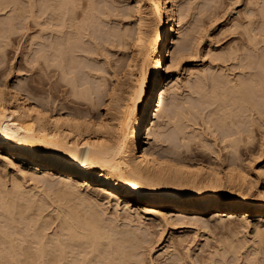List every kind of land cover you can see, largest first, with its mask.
Here are the masks:
<instances>
[{"label": "rangeland", "instance_id": "obj_1", "mask_svg": "<svg viewBox=\"0 0 264 264\" xmlns=\"http://www.w3.org/2000/svg\"><path fill=\"white\" fill-rule=\"evenodd\" d=\"M41 1L0 0V100L4 96L2 89L8 92L12 89L18 90L20 87L21 93L26 94L30 102L42 104L41 107L50 110L51 114L58 112L63 115L68 114L75 119L82 118L83 125L89 128L81 126L84 131L79 134L81 140H98L97 142L105 140V143H101L108 142L107 145L113 148L114 146L110 144L115 145L117 141H120L121 129L126 130V133L129 131V128L122 126L121 121L124 118V110L130 103V95L137 85L138 73L126 77L125 65L137 47L149 56V70L157 57L153 43L159 23L155 14L156 0H71L70 4L73 3L74 6L70 8L74 11L69 7L68 11H72V15L74 13L75 16L73 15L72 19L76 17V21L73 20L72 23L77 22L78 24H75L79 25L81 32L80 39L75 40L76 44L73 45L75 54H72L75 57H72L73 63L69 62V66L73 65V67L72 70L68 67L71 70L68 75H65L61 70L62 67L56 64L57 67L50 65L47 70L43 66L44 51L39 49L42 47L46 49L45 41L52 43L44 39L47 36L46 39H49V33L52 39L57 34L54 40L51 38L50 40L54 41L56 46L59 45L57 46L59 49L65 47L64 44L61 46L60 39L65 43L67 36H64V31L67 27L61 26L62 16L58 15L60 11L54 10L59 12L57 13L51 10V13H57V16L53 14L56 17L50 16L51 13L49 11L48 13L45 8L44 13L42 8L45 4L42 6ZM176 6L180 10V23L177 26L179 30L177 33L168 35L166 44V47L169 44L168 50L166 48L168 58L165 64L166 71L173 79L172 88L168 91L167 97L171 99L176 93V107H174L176 111L174 110L172 118H163L161 114L157 116L155 132L163 130L162 134L166 140L164 143L160 141L163 144L161 147L180 146L182 156L192 163L219 168L223 173L226 172L227 167L235 165L233 160H237L240 166L249 170L254 179H258L257 189H262L264 187L262 171L264 169V123H262L264 116H261L259 120L255 111L248 113L249 117L252 115L255 119L253 121L248 114L242 113L244 111H237L238 109L226 105L228 108L225 109H229L232 114L225 111L228 115L224 116V123H222L220 119L221 115H224L222 114L224 109L222 111L221 109L224 106L221 107L220 104L224 101L232 105L234 101L232 86L238 83L250 85L254 81L249 78H255L252 76L255 73L249 75L251 70L258 73L257 46H263L264 49V0H176ZM50 9L52 8L49 7L48 10ZM41 13L45 16L48 14V17L41 16ZM164 14L167 18L168 11ZM64 19L63 17L65 25ZM47 20L50 25L46 23L48 25L45 26ZM52 22L57 26H51ZM49 26L56 30L51 28L44 30ZM171 28L172 25H169V32ZM58 29L60 32H57ZM49 30L52 31L48 33ZM43 35L47 36L43 37ZM42 43H44L43 46ZM52 44L46 45L55 51L57 48L53 46L55 44ZM48 47L45 55L49 51L47 54L51 56H49L50 62L52 60L55 62L57 59L54 57L57 56L59 49L54 52L56 55L53 57L54 54ZM33 48L39 50L40 54L42 52L41 56L44 58L39 57L38 51ZM36 56L43 60L42 64ZM33 58H38V61L32 60ZM248 61L252 64V68L249 67L250 71L245 65ZM118 83L122 86L120 101L115 107V112L110 113L107 108L111 104L114 90L119 86ZM216 86H219L217 92L230 91L227 98L221 100V97H216ZM251 94H254V100H257L259 105L264 106V77L261 89L259 91L254 89ZM239 128L242 134L238 131ZM241 128H246L245 130L249 133L247 131L243 133L244 129L241 130ZM154 138L152 135L151 139L146 138L143 141L146 140L144 145L156 151L160 149L159 141ZM127 146L129 147L128 144ZM167 146L165 149L168 148ZM5 155L7 154H2L3 158L0 156V198L2 196L0 204L3 205L0 208V229L7 231L9 237L11 236L10 239L17 245L15 257L21 256L23 259L26 254L25 248L35 253L38 243L35 240L36 236L33 237L32 234L34 231L38 233L37 230H40L39 235L47 245V256L56 257L58 251L54 244L55 237H60V241L69 242L67 235L70 231L63 214L67 213L70 206L76 204V207H72L77 212L81 210L79 214L87 218L95 207V211H98L100 215V224L104 230L106 229L105 231H110L111 237L103 238L102 245L99 247L100 252L97 250L95 253H92L90 243L82 244V240L81 243L79 242L80 245L69 242L73 243V247H66L67 260L63 261L64 264L82 263L83 256H86L87 252L88 261H91L89 264L109 262L117 256L115 253L114 256L111 255L114 252L113 244L126 250L127 264H264V253L261 252L263 247L256 234L258 229H264L260 213L247 214L245 218L239 216H223L222 218V216L216 217L217 210H214L210 215L197 218L178 216L170 212L167 214L168 219H160L157 216L144 214L140 210L137 211L136 206L125 205L123 201H118L117 197L110 195L106 190H101L96 184L90 185L93 189L85 187V184H82L81 188L80 184L76 189L83 190L80 193L82 197L84 196L85 203L92 206H88L91 208L89 209L85 203H82L83 198L80 193L75 192L80 197L72 195L76 197V201L71 199L72 203L67 199L72 198L71 195L66 199H63L64 194H61L62 197L60 195L55 197L60 194L57 190L65 193L64 188H66L61 183H65V179L63 180L59 173H55L57 176L54 175L51 178L45 170H38L36 167L23 168L18 159L11 154H8V157ZM173 166L169 167L173 171L170 173H174L173 176L177 174L182 180L187 178L181 176L184 174L179 172V164ZM255 174L260 175L256 177ZM223 176L225 184L221 191L230 195L233 190L228 185L227 176L225 174ZM47 178L54 181H47ZM15 181L24 187L26 191L23 188L22 190L26 195L29 194V198L33 197L34 202L42 203L40 211L37 209L39 204L36 208L31 207L35 208L31 211V208L25 210L26 200H18L21 204L17 207L18 211L15 209L16 206H11L10 198L6 199L8 197L6 193L13 190ZM96 189L100 190V194H93V190ZM3 190L5 194L2 193ZM7 206L12 211V217L15 216L12 224H7L3 219L5 218L4 208ZM23 209L29 213L26 215ZM89 211L92 212L89 213ZM18 212L26 216L23 217L22 214L21 217ZM78 231L83 234L85 230L81 228ZM0 253L6 261L1 264H17L2 244H0ZM96 253L101 255L95 257Z\"/></svg>", "mask_w": 264, "mask_h": 264}, {"label": "bare ground", "instance_id": "obj_2", "mask_svg": "<svg viewBox=\"0 0 264 264\" xmlns=\"http://www.w3.org/2000/svg\"><path fill=\"white\" fill-rule=\"evenodd\" d=\"M42 1L43 2L46 1L47 4L46 2L43 3ZM42 1H41L42 3L41 5L43 6V4H45L44 7L42 8L44 10V13L46 9V11L47 12L49 11L50 13L52 10L53 12L60 11V14L61 13L64 14V15L62 14L61 15L58 14V15L62 16L61 17L62 20L60 19V22L62 21L61 26L63 25L65 26V28L67 27V29L63 27L65 29L64 33L66 35L64 33L63 34L65 37L66 36L67 37L65 43L63 42L64 40L60 39V43L62 42L61 46H63L64 44L65 47L62 48L60 47L59 49L57 47L59 45L56 46V44L53 43L54 41H51L56 38L55 36L57 34L56 35L54 34L55 36H53V39L50 37L51 34L49 33L52 30L48 31L49 34L46 33L49 35V39H46L48 38V36L45 35L47 37L44 40H49L55 45H53L52 43H47L45 41V44L42 43V46L44 44V47H46L47 49L48 46L46 44H49V46L52 44L57 48V49L55 48L56 50L54 49L55 51H52L53 49H51V47H48L51 49V53L54 54L53 57L56 55V53L54 52H56L59 49L57 51L58 57L57 56L54 57L57 59V60L55 59L56 60L55 62L54 60L50 62L49 60L50 55L47 54L49 51L45 55L46 49L44 50L43 47L39 50L44 51L43 52L44 54H42V52L41 54L44 55L45 58L41 56L39 50H35L34 48L33 49L35 51H38V54L40 55L39 57L44 58L45 61L43 66L46 67L45 68L46 70L48 67H50V65L54 66L56 64L58 65V67L63 68V69L61 68V70L65 75H68L71 73L72 70L71 68L73 67L72 64H71L72 66H69V62L73 61L74 58L72 57L75 54V51L73 49V47L75 46L73 45L76 44L75 40L78 41L80 39L79 36L81 32L79 25H77L78 23L75 22L76 17L72 19L74 13L73 15L71 13L72 11H74V9H71L70 7L73 8L74 5L73 3L70 4L71 0H42ZM160 2L162 3L161 6H160ZM155 3H156L155 14L158 17L157 20L159 21V23L158 26L156 27L157 29L153 43L155 44L154 50L157 52L156 55L157 57L153 61L154 63L152 65V68L149 70L148 68L149 56L147 55V53L145 54L144 51H141V48L140 49L138 47L135 48L132 56L131 57L129 56L130 58L127 61V64L125 65V76L128 77L134 75L136 72L138 73L136 78L137 85H135L136 87L133 90V92L131 91L132 94L131 95L129 94L130 103L126 101L129 105L126 104L128 105V107L125 105V107L127 108L126 110H124L125 113L124 118L121 121L123 124L122 126L124 128L126 127L129 128V131L126 133V130L123 131L121 129L122 132L120 134L121 139L119 138L120 141H117L118 143L117 144L115 143V145H113V143L110 144L114 146L113 148L107 145L108 142L107 144H104L105 140L101 141L104 143L97 142L98 140L97 141L88 140V139L81 140L80 139L81 136L79 135L80 132L82 131L81 128L83 126L86 127L85 125H83V122H81L84 121L82 120V118L80 119L79 117V119H75L72 116H69L68 114L63 115L58 112H56L55 114H51L50 110L46 109L45 107L44 108L41 107L42 104L38 105L35 102H30L26 94L23 95L21 93L22 88L19 87L18 90L12 89V91H8V92H5V89L1 90L4 96L2 97L3 99L1 98L2 101L0 100V156L2 157V154L3 155L11 154L13 157L19 160V163L22 164L23 168L36 167V169L38 170L43 169L46 172H48L46 174L48 176H51V178L52 176L55 175V173H59L60 176L63 177L62 179L63 180L65 179L64 180L65 183L63 182L61 183L66 188H64L65 193H63V191L61 192L57 190L60 194L55 195V197L59 195L61 196V194L65 195V198L63 199H66L67 197H71L72 195L77 196L78 194H76L75 192L80 193V191H83V190H77L78 189L77 187L80 184H81V188H82V184H85L86 185L85 187L91 189L93 188L92 186L90 187V185L96 184L100 186L99 188H101V190H106V192H108L110 195L113 194L115 197H117L118 201L119 200L123 201L125 205L127 204V206L128 205L136 206L137 211L140 210L144 214L152 215L154 217L157 216L160 217V219L161 218L168 219L167 214L168 213L170 214V212L178 216H185V217L192 216L197 218L198 217L203 218L207 215H210L212 211L217 210V215L215 214L216 217L222 216V218L223 216L224 217L239 216L245 218L247 217V214L255 215L260 213L261 223L262 222L264 223V199H261V197L264 196V187L258 190L257 189L259 182L257 181L258 179L257 178L254 179L251 176L249 170L247 171L246 168L240 166L237 163V160H233V165L234 164L235 165L233 167L232 166L227 167L226 172L223 173L222 171L219 170V168L217 169L214 167H205L198 163L197 164L192 163L191 161H189L188 159L182 156L183 152L181 151V149H179L180 146L173 148L166 145L168 147L167 149H165L166 146L165 148L161 147L163 145L162 143H164V141L166 140H164L165 137H163L162 134L163 130H161L162 132L160 131L161 133L155 132V126L157 124V116L159 117V115L161 114L163 118L164 117H166V119L172 118L175 110L174 107H176L175 106L176 104L175 100L177 96L176 93L174 94L172 93L173 96L171 99H168L167 97L168 91L172 88L173 79L171 78V76H169L168 71H166L165 64L168 58L166 48L168 50V46H169L168 44L166 47V44L168 43L167 38L169 34L174 32L177 33L179 30V29L177 30V26L180 23V12H179L180 10L177 9L176 0H156ZM49 7L52 9L48 10ZM68 7L72 10V11L69 10L70 13L68 11ZM140 7H142V5ZM165 10L168 11L167 18L164 17L165 15L164 13L166 12ZM53 12L51 13V15L50 14L49 15L53 16V14L56 15L57 13H59L57 12L55 14ZM44 13L43 14L41 13V16L44 15ZM46 15L47 16L44 15V17H48V14ZM63 17L65 18L64 19L65 25L63 24L64 23ZM48 20L51 19L48 18ZM48 20L45 21V24L46 23L49 24ZM73 20H75L74 22L77 24L75 23L73 24L72 23ZM53 23L54 22H52L51 26L54 27L57 26ZM48 24H46L45 26H47ZM169 25H172L171 28L172 30L170 32L168 30ZM51 26L44 28V30H46L47 28L55 29L54 27L52 28ZM58 31L60 32V29H58L57 32ZM63 34H61L62 35L61 37H63ZM45 36L43 35V37ZM73 42L74 44H72ZM257 47H258L257 60L259 67L258 73L253 72L251 70L249 74L251 75V73L252 74L255 73L254 75H252L255 76V78L253 79L252 77L249 78L254 82L250 85H247L246 83L244 84L238 83L232 86L234 90V101L232 102V105L231 103H227L224 101L221 102L220 104L221 107L224 106V108L222 107L221 109V111L224 109L222 113L224 115H221L222 117L220 119L222 123H224V119H223L224 116L228 115L226 114V112L227 111L229 112V109L227 110L225 109L227 107L226 105H229V107L231 106L230 108L238 109L237 111H244L242 112L243 114H248L255 111L259 116V118L258 116H256L259 120L261 119V116H264V108H263L264 106L259 105L257 100H254V94L253 95L251 94V92L254 89H257L258 91L261 89L263 77H264V63H263L264 49L263 46H257ZM254 49H256V47ZM35 51H33V53ZM38 58L37 59L33 58L32 60L35 59L38 61ZM41 58L39 59L41 60ZM40 60L39 62H41L42 64L43 60L41 61ZM248 63L250 62L248 61ZM248 63L245 65L248 71H250V69L252 68L251 67L252 61L250 65ZM56 65L55 67H57ZM68 67L71 70H69ZM248 71L247 74L249 73ZM218 87L219 86H216V91H215L216 97L217 98L221 97V100H224L230 94V91L224 90L222 92H217ZM121 88L122 86L119 84V86L113 92L111 104L109 108H107L109 109L110 113L115 112L114 111L115 107L118 101H120L119 97L121 96L120 95ZM260 96L261 95H259V97ZM260 104H261V100H260ZM229 113L230 115L232 114L231 111ZM243 116L246 117L247 115H243ZM253 116L255 115L253 114ZM250 117H252V115ZM252 120L254 121L255 119L253 118ZM242 129H244L243 133L247 131L245 130L246 128H241V130ZM238 131H240V128ZM240 132L242 134V131ZM152 135H154L156 140L159 141V145H158V147L160 148L159 150L155 149L156 151H154L152 148L144 145V143H146V140L143 141V139L146 138L151 139ZM160 141H162V143ZM127 144L129 145V147L127 146ZM176 164L177 165L179 164L180 167L178 168L180 169L179 172L181 171V173L184 174L181 176H186L187 177L186 179L183 178L182 180L180 177L177 176V174H175L176 176H173L174 173L172 174L170 173V171L171 172L173 171L169 167L171 165L173 166ZM257 170L256 172H258ZM262 171L264 172V169ZM224 174L227 176L228 185H230L233 190L230 195L225 194L221 191L222 186L224 187L225 184L224 176H223ZM259 175L260 174H258V176ZM56 176L57 174L55 175V177ZM258 176L256 175V177ZM51 178L50 180L51 182H53L54 180H52ZM46 180L50 181L48 180V178ZM14 184L15 185L13 186L14 187L13 190L12 191L9 190V193L7 191L6 195H8V197L7 198L5 197L6 199L10 198L11 206L14 207L16 206L15 209L17 210L18 209L17 207L21 205L20 201L26 200L27 203L26 202H25L26 204L24 203L26 208L25 210L30 209L31 207L36 208L37 204H39L40 202H34L35 199H32L33 197L29 198L28 196L29 194L28 195L25 194L26 190L24 189L23 186L21 187V184L18 183V181L17 183L15 181ZM60 187H58V189ZM22 188L25 191L22 190ZM97 190L98 189L93 190V194L96 195L100 194L99 192L100 190L99 191ZM4 192L5 191L3 190L2 193ZM80 196L82 197V194ZM82 198H80V200H82ZM67 199H69L70 202L71 199L76 201V197L73 196L72 198H67ZM77 200H79V198ZM84 200L85 198H83L82 201L83 204L85 203ZM21 203H23V201ZM40 205L42 206V203L38 205L37 207L38 210L40 209ZM69 205L72 204L69 203ZM86 205L87 208L92 207L89 206L90 204L88 203ZM86 205L84 206L86 207ZM1 206L3 205L0 204V208H2ZM8 206L4 208L5 218L3 219L6 220L7 224H12L15 219V216L12 217V211L9 210ZM72 206L76 207V204ZM72 206L69 207V210L67 209L66 214L65 213L63 214L65 216L62 215L64 218L66 217L65 220L67 224L66 226L70 231V232L68 231L69 235H67L68 236L67 240L69 242H73L74 244L76 243L79 244V242L81 243L82 240L83 241L82 244L90 243V245L92 246V253L93 252L95 253L97 250L99 251V247L102 245L103 238L107 237L109 239L111 237L110 236L111 233H109L110 231L109 232L105 231L106 229L104 230L103 226L100 224V215L98 214V211H95L96 210L95 207L94 210H92L93 212L89 211V213L92 212L90 216L87 214L89 216L88 218L84 215L86 217L85 218L82 214L81 215L79 214V212L81 211L80 209H79L80 211L77 212V210ZM182 208L185 210H181ZM33 209L31 208L30 211ZM38 210H36L37 213ZM26 212L27 211H24V213ZM28 213H26V215ZM19 214L22 217L23 213H19ZM24 215L25 214H23V217L26 216ZM34 215L35 214H33V216ZM80 216L81 218H79ZM28 218L29 217L27 216V219ZM34 223H36V221ZM63 225H65V223H63ZM79 228L85 230L86 233H84L85 232L84 231L83 234L82 233L80 234V232L78 231L80 230ZM37 231L38 233L34 231V233L32 234L34 235L33 237L36 236L35 237L36 239L35 238L34 239L38 243L35 249V253H31L28 248H25L26 254L23 259L21 258V256L15 257L17 245H15L12 239H10L11 236L9 237L8 232L1 231V229H0V244L4 246V249L11 255L13 261L16 262L17 264H64L65 262L63 263V261L65 259L67 260L66 247H71L73 243L70 244L69 242H63V240L62 241H60L61 239L59 240L60 237L59 238H57L58 236L55 237L56 241H54V244L57 248L58 255H56V257H48L47 245L43 242L42 237H40L39 235L40 230ZM256 234L260 241V244L263 247V248L260 247L261 249H263L261 252L264 253V229L262 230L258 229ZM113 246H114V252L111 255L114 256L115 253L117 256H114V259L116 258V260L110 259L109 262L106 261V263L104 264H127L128 258H127L126 250L114 244ZM74 248H72V250ZM87 254L88 252L85 253L86 256ZM99 255H101V253ZM99 255L98 253H96L95 257ZM86 256H83V261L81 260L82 263H78V264H89L91 261H88L89 257ZM3 262L6 261L4 260L2 254L0 253V264ZM73 264H75V262Z\"/></svg>", "mask_w": 264, "mask_h": 264}, {"label": "snow or ice", "instance_id": "obj_3", "mask_svg": "<svg viewBox=\"0 0 264 264\" xmlns=\"http://www.w3.org/2000/svg\"><path fill=\"white\" fill-rule=\"evenodd\" d=\"M261 199H264V196H262Z\"/></svg>", "mask_w": 264, "mask_h": 264}]
</instances>
